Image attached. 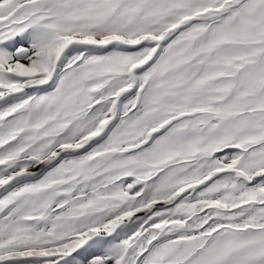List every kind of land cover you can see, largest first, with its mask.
<instances>
[{
	"label": "snow or ice",
	"instance_id": "1",
	"mask_svg": "<svg viewBox=\"0 0 264 264\" xmlns=\"http://www.w3.org/2000/svg\"><path fill=\"white\" fill-rule=\"evenodd\" d=\"M0 264H264V0H0Z\"/></svg>",
	"mask_w": 264,
	"mask_h": 264
}]
</instances>
